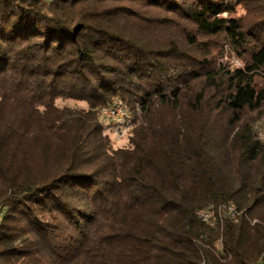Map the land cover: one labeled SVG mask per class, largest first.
I'll return each mask as SVG.
<instances>
[{"label":"trees","instance_id":"1","mask_svg":"<svg viewBox=\"0 0 264 264\" xmlns=\"http://www.w3.org/2000/svg\"><path fill=\"white\" fill-rule=\"evenodd\" d=\"M262 113L264 0H0V264H264Z\"/></svg>","mask_w":264,"mask_h":264},{"label":"rangeland","instance_id":"2","mask_svg":"<svg viewBox=\"0 0 264 264\" xmlns=\"http://www.w3.org/2000/svg\"><path fill=\"white\" fill-rule=\"evenodd\" d=\"M241 14H243V11L237 7L236 8V13L235 16H240ZM221 47H222V53L221 55H219L215 61L217 67H228L230 69L233 68H238L241 67L242 64L240 62V60L237 58L234 49L232 48V46L230 45V43L227 40H223L222 43H220ZM122 105H121V104ZM58 106H63V105H68V106H76V103L70 102V101H58L57 102ZM113 106H120L126 107V114L129 115L131 114V123L130 126L126 127V130L123 129V126H121V132H119L118 130L114 131L115 125L117 124V122L113 119H109L106 118L105 115L103 114V111L113 107ZM139 110H130L128 109L127 105L121 101L120 99H116L115 101H113V103L110 104V106L105 107L101 110V114L103 117V122L106 123L108 125L107 129L105 130V132L109 135V137L111 138V143L113 145L114 148L116 147H123L126 146V139H127V133L130 130V128L132 127V123H133V118L138 116L139 117ZM132 112L134 113V115L132 114ZM262 115H264V113H262ZM256 116H252V119H256ZM105 117V118H104ZM259 119L256 121L255 127H256V134L258 139L260 140H264V116H258ZM139 120V118H138ZM109 121V122H108ZM112 131V132H111Z\"/></svg>","mask_w":264,"mask_h":264},{"label":"built area","instance_id":"3","mask_svg":"<svg viewBox=\"0 0 264 264\" xmlns=\"http://www.w3.org/2000/svg\"><path fill=\"white\" fill-rule=\"evenodd\" d=\"M104 111H108L109 115L111 116V119L115 120L117 124V130L121 132V126H123V129L126 130L127 127V116L125 114V107H119V106H113L110 107ZM128 128V127H127ZM204 215V217H207L206 214H201Z\"/></svg>","mask_w":264,"mask_h":264},{"label":"bare ground","instance_id":"4","mask_svg":"<svg viewBox=\"0 0 264 264\" xmlns=\"http://www.w3.org/2000/svg\"><path fill=\"white\" fill-rule=\"evenodd\" d=\"M121 104V103H120ZM122 105V104H121ZM120 107V106H119ZM123 107H125V106H123ZM103 114L105 115V117L106 118H109L110 120H111V116L109 115V112L108 111H103ZM125 114H126V107H125ZM126 116H127V126H130V123H131V114L129 115V112H128V114H126ZM104 117V118H105ZM109 122V121H108ZM115 130H117V126H115V128H114V131ZM112 132V131H111ZM201 214H203V212H201L200 213V217L203 219V220H205V217H204V215H201Z\"/></svg>","mask_w":264,"mask_h":264}]
</instances>
